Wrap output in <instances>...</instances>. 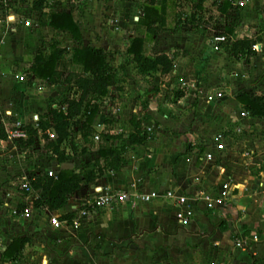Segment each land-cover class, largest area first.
I'll use <instances>...</instances> for the list:
<instances>
[{
	"label": "crops",
	"instance_id": "1",
	"mask_svg": "<svg viewBox=\"0 0 264 264\" xmlns=\"http://www.w3.org/2000/svg\"><path fill=\"white\" fill-rule=\"evenodd\" d=\"M186 1L191 2L189 13H178L172 18L171 24H168L169 7L175 8L179 3L186 5ZM195 1L161 2L160 6L164 10L159 14L164 24L156 35L147 34L145 28L138 25L143 15L145 0H95L93 4L87 5L85 10L77 11L73 8L72 17L78 22L81 30L91 28L87 15L93 11L96 13L107 9L111 14L115 13V16L110 15V19L118 25V29L110 34L115 40V69L125 71L128 78L118 79L115 87L111 88V93L115 94L114 103L117 104V120L114 119L112 123L115 124L118 134L126 137L133 133L131 120L137 117L142 120V129L149 133L150 139L143 146L129 148L124 156L125 164L120 169L104 171L94 183L81 187L69 197L65 206L56 211L34 208L29 216L23 217L21 215L25 208V199L20 192L18 191L14 208L2 194L0 251H4L16 236L27 238V242L19 258L1 261L0 264H63L76 249L88 256L80 264H89L90 260L91 263L102 259L112 260V255L118 251H126L132 255L131 251L157 252L160 249L178 253L198 250L203 255L205 252H201L204 250H212L208 264H241L243 258L247 260L244 264H264V119L250 117L236 100L237 92L264 97V0H249L247 4L238 6L239 8L236 5L240 0H206L203 3L202 12L211 6L210 16H215H211V26L214 25L217 14L223 18L229 16L233 21L238 19L237 27L232 23L234 27L230 35L231 40L262 39L263 43H257L260 50L254 51V55L248 59L231 57L226 46H221V50L225 49L223 57H220V53L209 51L208 46H212L210 40H201L196 29L190 25L195 21H184L194 12ZM224 1L231 2L233 6L226 14L217 9ZM235 11L237 17L234 16ZM173 13H176V10ZM25 29L36 32L35 36L40 26ZM135 37L144 40L145 56L166 54L173 58L174 67L170 74L161 77L158 70L149 77L137 75L131 56L126 53ZM82 40L84 45L102 48L105 52L108 49L106 46H94L85 38ZM36 42L31 38L28 45H36ZM202 63L203 68L200 67ZM70 64L76 68L71 72L80 73L79 66ZM202 70L209 72L205 77L202 76L204 80H200L198 85L200 87L208 83L209 88H188L187 91L181 89L184 95L176 102L165 99L168 92L167 88L164 90L162 82L166 81L169 75L174 77L172 82L175 83L186 81L187 78L180 79L186 74L192 77L194 73ZM3 77L0 78V90L5 88L12 96L21 98L23 90L19 87L17 92L14 86L17 83L10 77L8 81ZM35 79L41 84H36L38 82H35ZM194 80L199 81V78ZM32 83L36 88L55 87L38 78H33ZM56 88L59 95L62 96L63 92L64 96L61 97L62 100H58L62 101L61 104L53 105L52 108L64 109L68 100L65 96H72L73 89L68 86ZM169 89V92L174 90L172 86H169ZM28 90H33V87ZM217 92H221V98L207 101L205 94L214 96ZM54 94L59 96L55 91L52 95ZM143 94L146 102L140 103L138 96ZM72 97L77 98L75 95ZM13 110L14 114H17L22 112L23 106L21 110ZM241 113L245 115L241 116ZM5 114L11 116L9 111ZM38 118L33 115V124L29 125L37 124ZM99 122H103L101 117ZM0 123L7 127V123ZM15 123L11 120L10 126ZM124 132L126 135H123ZM218 135L221 136L220 140L217 139ZM177 140L182 144L179 151L175 148ZM4 141H0L2 148L12 146L4 145ZM158 142L162 143L156 145ZM218 144L220 149L217 148ZM97 150L94 144L87 153L77 159H68L65 164L71 165L69 170L78 172L84 164L98 160ZM208 153L211 154L209 159L206 158ZM14 160L23 162L22 168L28 173L27 177L39 169L57 172L63 165L59 166L55 160L39 163V159L34 164L24 162V159L14 158L12 161ZM28 163L30 168H27ZM1 177L3 176H0V179ZM14 181L16 182L9 181V184L16 189ZM223 183L231 184L228 199L220 205L207 208L206 202L200 197L203 193L210 197L215 196ZM95 189L144 193H164L171 190L178 196L187 198L186 206L192 216L188 225L180 226L177 218L179 208L172 201L166 200L143 203L134 208L126 203L102 210L86 208L84 203L92 200ZM81 210H85L84 216L80 215ZM52 218H56L62 225H51ZM75 220L78 221L77 227L72 225ZM240 240L244 245L240 251H243L244 255L235 249L236 242ZM107 264L112 263L110 261Z\"/></svg>",
	"mask_w": 264,
	"mask_h": 264
},
{
	"label": "trees",
	"instance_id": "2",
	"mask_svg": "<svg viewBox=\"0 0 264 264\" xmlns=\"http://www.w3.org/2000/svg\"><path fill=\"white\" fill-rule=\"evenodd\" d=\"M166 0H145L143 15L138 25L145 28L149 35H156L164 22L159 12H163L160 3ZM206 0H196L193 5L194 12L184 21L192 23L202 18L203 3ZM48 0H33L31 10L33 13L41 14L46 8ZM239 8L238 6H236ZM217 9L220 13L226 14L233 9L232 3L224 1ZM238 16L237 11L234 14ZM233 16V17H234ZM179 18V17H178ZM179 22V21H178ZM44 26L51 30L66 34L70 37L73 46L70 49L58 47V42H51L49 52L37 51L30 62L28 76L38 78L46 84L55 86H68L73 89L72 97L66 101L64 109L52 108L46 118H38L37 129L44 139L43 148L51 152L59 166L68 162V159H77L87 153L92 144L93 135L100 118V104L109 96L111 88L115 87L118 78L115 71L107 62V54L102 48L84 45L77 22L74 21L71 13L65 11H52L45 15ZM233 25L224 28L222 34L228 36L226 43L231 57L248 59L254 55L253 46L263 43L262 39H235L231 40ZM144 40L135 37L131 40L126 53L131 56L137 75L141 77L152 76L160 70L161 77H166L173 70V58L166 54L145 56L143 54ZM263 49V48H262ZM66 60L81 68L80 73L61 72L56 64ZM183 90L168 92L165 99L169 102H176L183 97ZM236 100L242 106V110L250 117L264 119V97L256 96L253 93L237 92ZM112 122L114 121L111 120ZM104 122L110 123L107 120ZM131 125L133 133L123 137L121 134H101L98 143V160L84 164L78 172L74 169H60L55 176L49 177L46 174L34 176L32 174L31 188L35 191L37 199L33 202V208L56 211L67 204L71 195L81 187L94 183L104 171H116L125 164V154L129 148L143 146L149 141V133L142 129V120L132 118ZM28 133V140L21 145L34 147L38 142V130L32 125L25 126ZM52 131L56 135L54 141L48 140L47 132ZM74 131V132H73ZM78 132L80 150L76 155L77 140L73 134ZM94 133V134H93ZM93 134V135H92ZM7 135L3 125L0 123V141L6 140ZM94 144V143H93ZM102 161V165H100ZM65 218V217H64ZM222 225V224H221ZM27 238L14 237L12 242L0 251V262L17 259L21 256Z\"/></svg>",
	"mask_w": 264,
	"mask_h": 264
},
{
	"label": "rangeland",
	"instance_id": "3",
	"mask_svg": "<svg viewBox=\"0 0 264 264\" xmlns=\"http://www.w3.org/2000/svg\"><path fill=\"white\" fill-rule=\"evenodd\" d=\"M33 0H0V78L4 76V79H7L10 77V79L13 80V82L17 83L14 86L17 88V92H19V87L23 90L21 91V98H19L17 95L12 96L11 93L5 88H2L0 90V122L7 123L6 126L10 127L11 120H14L16 125L22 126L21 123H25L24 126H28L29 124H33L32 116L37 115L39 118H46L48 116L49 110L52 109L53 105H60L62 101L61 97L59 95V91L57 90L56 86L54 88H36L32 84L33 77L28 76V68L30 65V62L33 60V57L37 51H43L46 54L49 52V46L51 42H58V47L60 48H66L70 49L73 46V43L70 39V37L63 33H56L52 30H50L49 27H45L43 25L45 15L52 11H67L69 13L73 12V8L71 6H74L72 2L69 1H63L62 3L56 5V6H50L49 3L46 4V8L41 14L33 13L31 10V4ZM188 4L184 5L183 3H179L177 6L170 8L169 11H167V19L168 24H171L172 18H174L178 13L183 12L184 14L189 13V7L191 5V2L186 1ZM190 3V5H189ZM238 6V5H236ZM178 7V8H177ZM211 7V6H210ZM210 7H206V10L202 12V18L199 21H195L192 25V28L196 29L198 35L200 36L201 40L204 42H207L206 40H210L211 37L215 33H222L224 31V28H227L230 26V24H234L235 27L238 25V19L233 21L229 16L226 18L220 17V15H216V20L214 21V25H210L211 22L213 24V16L211 14L210 16ZM176 10V13H173ZM9 15L8 20H6V16ZM110 15L115 16L114 14H111V11L105 10V11H99L96 12L93 11L92 14L90 13L87 15V19L89 20V25L93 30L90 29L81 30L80 25L77 22V26L80 30V34L82 38H85V40H89V42L94 46H106L108 49L106 50L107 54V62L111 69L113 68L115 72L116 78L119 80H126L128 76L126 75L125 71H120L115 69V42L114 37L110 36L112 32H115V29H118V25L115 21L113 22V19H110ZM132 15V14H131ZM11 16H14L12 19ZM27 18L32 19L33 23H36L40 26V29L37 30V35L34 36L33 30H28L23 27L21 24L22 21L26 20ZM114 18V17H113ZM74 19V18H73ZM76 19V16H75ZM115 19V18H114ZM113 22V23H112ZM232 24V25H233ZM39 28V27H38ZM226 36V35H225ZM228 37V36H227ZM36 40V45L29 46V41ZM87 38V39H86ZM126 39L129 40V38L126 37ZM211 44V43H210ZM10 48L11 50L9 51ZM16 48V50H14ZM208 49L210 52H213L212 46H208ZM225 49L219 50L217 53H220V57L224 56ZM204 56L207 57V54ZM214 57H217V55ZM211 59V58H209ZM215 61V59H214ZM237 61V60H235ZM204 64L200 65L201 68H203ZM57 69H60L63 72H71L75 70L76 68H73L70 63L67 61H60L56 64ZM203 72V75H202ZM209 71H198L197 74L194 73V76H190L189 74H186L184 77H180V79L187 78L186 81H178L173 83L172 80L174 77L172 75H169L168 79L162 84H164V90L166 92H169V86H172L174 90H199V88H209L210 84L200 85V80H204L202 76H206ZM213 75V74H212ZM179 78V77H175ZM199 78V81H195L194 79ZM152 83V82H151ZM197 84V85H196ZM199 84V85H198ZM23 85V87H22ZM150 85V84H149ZM31 87H33V90H28ZM50 89V90H49ZM158 89V87H157ZM159 90V89H158ZM202 89H200L201 91ZM57 92L59 96L55 98L53 92ZM67 91H69L67 89ZM66 91V92H67ZM116 91V90H115ZM29 92V93H28ZM65 92V91H64ZM65 92V93H66ZM157 92V91H156ZM204 92V91H201ZM147 94V93H144ZM139 95V102H146L145 96ZM205 94V93H203ZM208 97L210 94H205ZM69 94L65 96L67 98ZM14 107H13V105ZM37 104V105H34ZM28 105V107H27ZM23 106L22 112H18L17 114H14V108L16 110H21ZM37 106V107H36ZM126 107V106H125ZM31 108V109H29ZM171 108V107H170ZM117 104H115V121L117 120ZM28 110V111H27ZM31 110V111H30ZM11 112V116L5 114V112ZM42 112V113H41ZM107 112V111H106ZM41 113V114H40ZM110 113V112H109ZM107 114V113H105ZM31 120V121H30ZM30 121V122H29ZM20 123V124H18ZM201 128H205V126H201ZM117 130V129H116ZM74 132V131H73ZM96 133V132H94ZM93 133V134H94ZM92 134V135H93ZM126 135V132L123 133V135ZM73 137L77 140V146H76V155H78V152L80 150V138L78 136V132H75L73 134ZM198 141V140H197ZM162 142L155 143L160 144ZM94 144H92L89 147H92ZM162 147V145L160 146ZM182 147L181 141L177 140L175 143V148L179 151ZM156 148V147H155ZM23 153V152H22ZM24 159V162H30L31 164H34V162L38 161L39 163L47 162L50 163L52 158L47 153V151L43 148V146L36 144L32 149L30 153L21 154V152L15 148V145L8 146L7 148H2L0 146V176L2 179H0V196L5 195L6 198H8L10 202V206L14 208L15 203L17 202V196L18 188H13L10 186L9 181L11 180H19L23 177H26L28 175L27 172L22 168L23 162H18L17 160L12 161L13 159ZM16 161V162H15ZM30 164L28 163V167ZM12 167L13 169H8ZM39 169V168H38ZM38 172L41 171L40 169L37 170ZM6 173V175H4ZM15 182V181H14ZM2 199V197H0ZM0 199V200H1ZM2 204V203H0ZM17 207V206H16ZM21 208V207H18ZM84 208V206L82 207ZM261 239V238H259ZM254 241V239H253ZM234 242V241H233ZM238 242V241H237ZM239 242H243L240 240ZM255 242V241H254ZM244 248V245L242 246V249ZM235 249L240 252L241 255H244L243 251H240V248H237L235 245ZM162 249L158 250L157 252L152 251H131L132 255L129 253L127 254L126 251H118L117 253H114L112 255L113 259H107L101 260V261H94L91 263V260L89 261V264H107V262H110L112 264H208L209 260L212 257V250L206 252L205 250L200 254L198 250L193 251H187V252H181L178 253L174 250H167V251H161ZM246 251V250H245ZM244 251V252H245ZM72 254V253H71ZM88 258L87 255H84L83 252L79 249L73 250V255L68 258V261H65L63 264H80L84 262ZM246 259L243 258L241 261V264H244ZM87 262V261H86Z\"/></svg>",
	"mask_w": 264,
	"mask_h": 264
},
{
	"label": "built area",
	"instance_id": "4",
	"mask_svg": "<svg viewBox=\"0 0 264 264\" xmlns=\"http://www.w3.org/2000/svg\"><path fill=\"white\" fill-rule=\"evenodd\" d=\"M63 1H69L74 4V6H71L72 8H75L77 11L85 10L86 6L93 4L95 0H48V3L50 6H56ZM249 2V0H240L238 2V6L245 5ZM12 19L14 16H11ZM9 15L6 16V20H8ZM21 24L23 25L24 28H34V27H39L36 23H33V21L30 18H27L26 20L22 21ZM226 43H229L227 40V36H225L222 33H215L211 37V44H212V49L214 52H218L221 50L222 45H226ZM254 51H259L260 50V45H255L253 46ZM35 82H38L36 84H41L39 80L35 79ZM40 86V85H39ZM222 97L221 92H217L214 96H208L206 99L207 101H214L215 99H219ZM72 96L70 95L67 97V99H71ZM115 94L110 93L109 96L105 97L101 104H100V117L103 119L102 123H98L96 127V133L93 135L92 141L98 147V143L100 141L101 134L104 135H116L118 134L117 128H115V124L112 123L111 120L115 119ZM107 111V112H106ZM110 112V113H109ZM107 113V114H105ZM244 113H241V116H244ZM107 121L109 120L110 123H105L104 120ZM36 120V119H35ZM34 129H37V124L33 125ZM98 128V129H97ZM7 138L4 142H2L4 145L10 144V145H15L17 149L22 153H30L31 149L33 147H26L21 145V143H26L28 140V133L25 129V126H19L16 124H13L10 127H4ZM38 130V129H37ZM48 135V140L49 141H54L56 139V135L52 131L47 132ZM217 139H221V136L218 135ZM39 145L43 146L44 145V139L41 136L40 131L38 130V141ZM220 144L217 145V148L220 149ZM52 160H55L54 155L51 152H47ZM206 158H211V154H206ZM55 171L51 169H45L43 171L35 172L34 176H39L42 174H46L49 177H54L55 176ZM32 176H26L23 177L19 180H17L14 184L18 188L20 194L24 197L25 199V208L22 211L23 217H27L30 214V211L33 208V202L34 200L37 199V195L35 191L31 188L30 183L33 178ZM95 195L92 198V200H88L84 203V206L86 208H92V209H107L111 208L114 205H120V204H129L131 207H136L139 204H146L150 203L152 201H157V200H166V201H172L175 206L179 208V211L177 212V218L179 225L184 227L189 224V221L192 216V212L188 209L189 207L186 206L187 198L182 195H177L174 191H166L164 193H157L155 191H150V192H141V191H136V192H130V191H114V190H108V191H102L100 189H95ZM231 191V184L230 183H223L219 188L218 192L215 196L210 197L206 193H203L200 198H202L206 202L207 208H212L215 205H220L224 203ZM15 214V212H14ZM80 215L84 216L85 215V210L80 211ZM65 224V223H64ZM51 225L58 227L62 224L56 219L52 218L51 219ZM67 224H65L66 226ZM72 225L74 227L78 226V221L75 220L72 222ZM256 237L254 236V239ZM236 247L242 248L243 243L241 242H236Z\"/></svg>",
	"mask_w": 264,
	"mask_h": 264
},
{
	"label": "water",
	"instance_id": "5",
	"mask_svg": "<svg viewBox=\"0 0 264 264\" xmlns=\"http://www.w3.org/2000/svg\"><path fill=\"white\" fill-rule=\"evenodd\" d=\"M70 168H71V165L70 164H63L62 165V169L69 170Z\"/></svg>",
	"mask_w": 264,
	"mask_h": 264
}]
</instances>
